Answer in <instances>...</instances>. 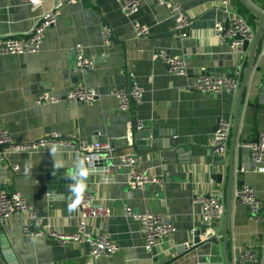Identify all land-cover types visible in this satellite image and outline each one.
<instances>
[{
    "label": "crops",
    "instance_id": "0c3cea01",
    "mask_svg": "<svg viewBox=\"0 0 264 264\" xmlns=\"http://www.w3.org/2000/svg\"><path fill=\"white\" fill-rule=\"evenodd\" d=\"M179 1L191 23L188 28L175 31L169 10L154 0H140L137 12L129 16L121 12L119 0L69 1L57 12L56 23L45 30L39 51L0 55V120L15 142L27 144L52 133H75L88 140L108 142L121 152L129 143L127 128L135 120L143 124L142 128L161 130L162 140L180 145L138 156L140 168L162 178L160 187L147 185L144 190L131 191L127 173L117 158L108 170L85 175V191L92 195L89 206L101 207L106 214L85 219L83 226L92 234L108 233L118 245L117 253L93 259L89 256L90 246L84 241L62 245L50 237L28 239L22 233L23 219L11 217L0 222L18 264H159L160 260L154 261L151 250L143 244L141 225L136 219L147 210L166 214L176 227L170 241L156 246L164 253L166 264H226L222 235L218 242L200 239L190 249L184 248V242H192L193 232L203 225L201 207L193 203L194 195L212 186L223 188L226 196L228 151L225 157H217L208 144L218 118L230 119L232 123L235 98L230 101L227 92L205 94L190 86L203 72L232 76L239 70L241 80L249 48L237 59H224L220 67L213 66L212 61L186 60L185 75L169 73L168 66L153 57L158 50L185 56L183 48L196 41L210 44L214 53L227 54L233 49L227 41L213 37L215 21L225 24L226 11H236L246 17L255 31L258 17L242 13L237 0H229L226 7L224 0ZM246 1L264 14V0ZM53 3L54 0H42L33 10L26 0H0V37L29 31ZM134 23L147 27L149 33L134 36ZM103 24L111 29L110 44H104L100 35ZM77 46H84L94 58L93 67L82 74L72 70L73 49ZM257 51L240 106L234 145L227 231L232 264H241L237 256L245 247L257 253L264 263V222L250 220L246 206L233 196L241 184L250 185L264 215V162L257 167L245 145L264 131V57ZM127 73L131 74L132 84L143 90L133 114L119 110L111 94L112 90L127 88ZM79 81L97 90L96 100L34 105L37 94L47 92L63 97ZM8 160L18 166V171L14 174L5 163L1 181L8 191L21 193L37 209L36 227L66 234L76 232L81 208L77 205L75 210H68L74 198L71 189L49 192L44 174L47 168H81L69 148L46 144L40 149L10 152ZM218 172L222 173L220 182L212 179ZM125 206L132 208L131 214L125 213ZM220 223L223 227V218Z\"/></svg>",
    "mask_w": 264,
    "mask_h": 264
},
{
    "label": "built area",
    "instance_id": "2783aa9c",
    "mask_svg": "<svg viewBox=\"0 0 264 264\" xmlns=\"http://www.w3.org/2000/svg\"><path fill=\"white\" fill-rule=\"evenodd\" d=\"M30 3L33 10L37 9L42 0H26ZM74 0H54L51 7L37 17L34 26L27 32L17 36L0 37V55L5 54H24L39 51L43 42L45 30L56 23L57 12L61 7ZM157 4L165 6L173 19L172 30H179L189 27L191 18L182 10L179 0H154ZM229 0H224L223 5L226 7ZM121 12L125 16L132 15L137 12L140 7V0H119ZM227 21L225 24L221 21H215L213 25V37L221 41H229L231 48L239 54L242 51L243 42L251 44L255 37V31L246 17L236 11H226ZM149 33L147 27L139 23L133 24L134 36H145ZM100 35L104 44H110L112 41L111 29L108 25L103 24L100 29ZM239 36L241 39H236ZM258 55L264 57V32L261 41L257 47ZM75 64L73 73L82 74L94 65V58L86 52L84 46H77L73 49ZM154 60L159 59L168 66V72L174 75H185L187 70V62L184 56L172 55L164 50H158L154 54ZM241 77V72L237 70L232 76L219 75L211 72H203L199 74L190 88L205 94H214L222 92H237ZM143 90L136 83H133L130 90L120 88L112 90L111 94L117 100V108L133 114L134 105L139 104L143 96ZM98 97L97 90L88 86L86 83L76 82L71 85L64 93L63 97L51 96L47 92L37 94L34 99V105H42L44 102L58 103L63 100L67 102H92ZM231 120L220 117L215 131L209 140V148L212 149L215 156L223 158L228 151V144L232 133ZM137 130L143 127L139 121H135ZM129 143L121 152H116L108 142H99L97 140H88L82 138L75 133H52L35 142L23 144L13 140L12 135L6 129L0 120V145L2 146L0 160L6 163L11 172L14 174L18 171V166L8 160L10 152H20L27 150L40 149L46 144L66 146L69 148L76 158L81 168L86 167L93 160L104 155L109 159H118L121 168L127 173V186L135 192L141 191L147 185H155L160 187L163 184L162 178L149 174L145 169L139 167V158L137 154L131 150L132 133L131 123L127 128ZM249 149L250 159L257 167H261L264 162V131H260L255 139L245 143ZM90 192L85 191L83 199L78 204L81 208L79 215L78 230L76 232L63 233L60 230L48 228H38V211L29 202L25 196L16 191H8V189H0V221H6L11 217L23 219L22 233L28 239L38 238H55L60 244L64 245L70 241H84L90 246V258H97L102 255H112L117 253L118 245L110 238L109 234L99 233L92 234L83 226L85 219L90 217L102 216L106 214L105 209L101 207H90L92 199ZM234 198L238 199L247 208V216L250 220L264 222V215L261 213V203L257 197L253 187L247 184H241L234 192ZM224 190L223 188L209 187L208 190L198 192L193 197V203L200 205V219L202 224H206L207 228L201 235V240H212L218 242L221 239V219L224 215ZM132 208L125 206V213L131 214ZM141 225L142 242L147 250L160 245L164 241H170L176 231V227L168 219L166 214L153 210H147L136 218ZM214 224V225H213ZM194 243L184 242V248L190 249ZM237 260L241 264H264L259 260L257 253L251 248H242L237 256Z\"/></svg>",
    "mask_w": 264,
    "mask_h": 264
},
{
    "label": "water",
    "instance_id": "95a60500",
    "mask_svg": "<svg viewBox=\"0 0 264 264\" xmlns=\"http://www.w3.org/2000/svg\"><path fill=\"white\" fill-rule=\"evenodd\" d=\"M241 4L244 6V8L255 14L258 17V26L255 29V37L251 44L249 45L248 42L244 41L242 45V51L246 52L249 48L248 52V61H247V67L244 70V74L242 79L239 81L238 85V91L237 92H230L228 93V98L230 101H233L235 98V104H234V116L232 120V133L228 144V178H227V191L225 196V210L223 215V227L221 229V235H222V242H223V252H224V261H226V264H232L229 258V252H228V242H227V231H228V219H229V212L231 208V200H232V180H233V173H234V166H233V154H234V145L236 140V134H237V126L240 116V106L243 101V96L245 92V87L247 84V80L249 78V75L251 73V67L252 62L254 60L255 56V50L257 49L261 38H262V31L264 29V14H262L258 9H256L253 5L249 4L246 0H239ZM236 39H241L239 36H236ZM229 44V41H227ZM182 54H184L186 60H198V61H212L213 66L220 67L222 66V61L224 59H237L239 56V53L232 50L231 52H228L227 54H221V53H214L212 52V46L210 44H203L199 41H196L193 45L184 47L182 50ZM75 64V62H74ZM128 80H127V88H125L127 91L130 90L132 86V79L131 74L127 73ZM219 118L217 119L214 127L212 128L213 131H215L217 122ZM132 133V141L130 148L133 150L137 156L145 155L148 152H151L154 149L159 148H169L170 145H173L174 148H178L180 145L174 144L171 141L162 140L160 137H162L161 130H150L146 128H140L139 130L135 127V120L131 122V129ZM159 138V139H158ZM185 148V147H184ZM2 146L0 145V154H1ZM113 160L105 157L102 155L101 157L93 160L90 164H88L84 168H77V169H71L68 168H47L44 171L45 178H46V184L47 189L49 192L53 191H59L63 192L65 188L71 189L73 184L76 183L78 179L81 177L78 175V173L83 170L87 174L89 173H95L97 171L103 172L105 170H108V166H112ZM4 165V162L0 160V189L4 188V185L2 183V166ZM98 168V169H97ZM86 176H83L84 182L87 181ZM222 178V173H216L212 175V179H214L216 182H220ZM214 225V224H213ZM207 228L206 224H203L199 230L194 231L192 234V242L195 245H198L200 242L199 235L200 233L204 232ZM151 253L154 256V261L160 260L159 264H166L167 262L164 260V253H160L157 249V247L151 248ZM0 264H18L15 254L13 252V249L7 239V236L5 234L4 229H2V222H0ZM157 264V263H156Z\"/></svg>",
    "mask_w": 264,
    "mask_h": 264
},
{
    "label": "clouds",
    "instance_id": "9594fccd",
    "mask_svg": "<svg viewBox=\"0 0 264 264\" xmlns=\"http://www.w3.org/2000/svg\"><path fill=\"white\" fill-rule=\"evenodd\" d=\"M28 172V168H26V173ZM78 175L81 177L76 181L75 184H73L71 191L73 193V199L72 202L68 205V210L71 212L75 210L76 206L81 202L83 199V195L85 192V189L87 187L86 183L84 182L83 176L86 175V173L81 170Z\"/></svg>",
    "mask_w": 264,
    "mask_h": 264
},
{
    "label": "trees",
    "instance_id": "16d2710c",
    "mask_svg": "<svg viewBox=\"0 0 264 264\" xmlns=\"http://www.w3.org/2000/svg\"><path fill=\"white\" fill-rule=\"evenodd\" d=\"M237 3H238V6H240V9L242 10V13H245V14L249 15V17H254V15H252L251 12L246 11L245 8L242 7V5L239 3L238 0H237Z\"/></svg>",
    "mask_w": 264,
    "mask_h": 264
}]
</instances>
